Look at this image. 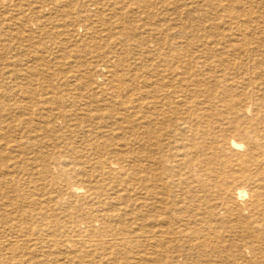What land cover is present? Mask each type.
Here are the masks:
<instances>
[{
    "label": "bare ground",
    "instance_id": "bare-ground-1",
    "mask_svg": "<svg viewBox=\"0 0 264 264\" xmlns=\"http://www.w3.org/2000/svg\"><path fill=\"white\" fill-rule=\"evenodd\" d=\"M241 2L112 0L84 10L78 0H52L50 9L34 6L37 15L20 20L15 38L44 46L52 41L47 24L81 23L85 37L76 36L71 51L79 54L101 46V29L88 21L95 11L113 28L119 53L97 55L95 77L89 65H75L69 92L54 83L41 103L33 102V87L51 78L26 64L21 99L1 105L0 264H52L56 254L65 258L57 264H264V49L246 43L241 17L252 12ZM54 10L74 16L57 26ZM217 13L235 24L242 46H208L212 35L204 32V43H169L175 33L205 31ZM183 15L187 21L177 23ZM219 22L210 23L211 34ZM48 48L50 56L56 46ZM123 54L131 55L127 65ZM35 59L50 73L48 58ZM77 89L81 97L71 95ZM28 131L42 137L32 152L44 159L28 163L38 175L23 185L13 174L25 169L21 161L4 154L8 147L23 152L26 143L15 134ZM118 133L125 148L114 150ZM49 148L52 157L44 154Z\"/></svg>",
    "mask_w": 264,
    "mask_h": 264
},
{
    "label": "rangeland",
    "instance_id": "rangeland-1",
    "mask_svg": "<svg viewBox=\"0 0 264 264\" xmlns=\"http://www.w3.org/2000/svg\"><path fill=\"white\" fill-rule=\"evenodd\" d=\"M51 1L52 0H16L9 7L5 6L6 7L5 8V7L0 6V16H1L0 17V80L3 81V82L0 81L1 82L0 83V86H1L0 87V90H1L0 91V94H1L0 95V102H1V104H0V110L2 109V107H1L2 104H5L6 103L5 105H12L14 103V100H20L21 99V96H19V94H20L19 93V91H20L19 89H20V87H24V86H27L28 85V82H26V80H22L21 79V78H23V74H22V71L21 70H23V69L26 68V64H29L31 68H36L38 70V72H37L38 73V77L51 78V80H52L51 81L49 79L47 81H44L43 88H41L39 90H35L36 88L33 87V90H34L35 94H34V97H32V100H33L34 103H36L37 101L40 102V101L44 100V98L49 95L48 94L49 92H53V90L55 89L53 87L54 83L55 84H59L61 86L62 92L68 93L69 92V89H70L68 85L71 84L70 81H69V78H70V75H71L70 73L72 72V68H74L75 65L76 66H80V67H82L84 69L86 68L87 65H89V74L91 76L95 77L96 72L94 70V67L97 65V63H96L98 61V58H97L98 56L97 55H100L102 53V54H104L106 60H108V57H111L113 55H116L117 56V54L119 53L118 50L116 49L115 45L114 44H111L112 43L111 41L113 39V36L111 37V31L113 30V28L110 27V26H108L107 22H105L107 20L106 18H103V17L100 18L101 16L98 17L95 11H92L91 12V15L89 17L92 21H90V19L88 21L89 22H92V25H94L93 27L95 29H101V31H102L101 32V36H100V38H101V40H100L101 41L100 42L101 43L100 48H91V49H88L87 48V51L83 48L84 51H79V54L78 53L71 52L72 49H75L76 48L75 45H73V42H74L73 40L76 38V36L77 37H80V38L81 37H85V35H83L84 33H82V31L85 32V29L82 27V24L79 23V22L76 24L75 27H73L74 30H73L72 27H69V24H68V26H61V29H59V28L56 29L52 25L47 24V28H46L45 31H51V32H49V34L51 36L52 41L51 40H50L51 42L46 41L45 46L42 45V42H44L45 40H43L42 42L34 43V45H32L29 42L28 43H23V42L17 40L15 38V36L19 32V30H20V27H19L20 20L23 17H27V16H30V15H33V14L34 15H37L36 13L38 11H36V9H35L34 6L39 7V6L44 5V6H46V9H50V7L53 6V4H51ZM78 1H79V5H81L82 9L87 10V9H94L99 4H101V3L102 4H105V3L109 2V1H112V0H78ZM166 1H168V0H166ZM244 2H246V0H243V2H241V4L243 6L249 4V5H247V7L250 6L251 9L249 7L248 8L252 12L250 15H248L246 17L245 16L241 17V19L244 18V20L242 22H244L245 25H247L248 30L250 32V33H248V37H247V40H246L247 42L246 43H248V46H249L250 49H253V48H256V47L257 48L259 47L261 49L262 48L264 49V26H263V24H264V18L261 17L260 1L259 0H254V1L253 0H247V2H246L247 4L246 3L244 4ZM250 2H251V4H250ZM156 8H158V7H155L154 8V11H156ZM258 9H260V10H258ZM103 12L104 13H109L110 10H108V9L101 10V13L102 14H103ZM218 14L219 13L212 15V16H214V19L213 20L210 19L211 21H207L209 23H204L205 25L203 24V28L202 29H204L205 31L201 30V31H199L198 34H195L193 32H190V33L188 32L187 33V32L181 31L179 33L173 34V36L170 37L169 43H171V42H174V43L177 42V43H179L178 41H180L181 44H182V43H184V41H186V42L189 41L188 39H190V41H192V42H199V41L201 42V40L198 39V38H201L202 39V43H204L205 42L204 41V37H201V35H203L202 32H204V34L210 33L209 35H212L210 37V41L208 43V46H230V45L231 46H242V45L239 44L240 42H242V37L239 34H237L238 33V28L237 27H233V25L235 26V24L232 25L231 24V21H230V19H228V17L227 18H224V21H223V19H221L222 18L221 15H220L221 18H217V17H219ZM254 14H255V16H254ZM50 16L57 20L55 22L57 23V26H59V25H63V24L62 23L61 24H58V21H60L61 19H64L67 22H69V20L72 19L73 18L72 16H74V15L72 13H70L68 16H64V15L61 14V11L54 10L53 13ZM144 16H146V15H144ZM195 18L197 20L200 17L196 16ZM35 19H38V18H35ZM42 20L45 21V18L44 17L43 18L41 17L40 21H42ZM190 20L191 19H189V22H190ZM1 21H2V23H1ZM130 21L135 22L133 20H130ZM184 21H187V17H184V15H183L182 18L181 17L178 18V20L176 22L177 23H181V22L183 23ZM213 21H217V22H219V21L222 22L223 21L224 23L222 22L223 23L222 24L221 22H219L222 25L219 24V29L216 30V32H214L213 34H211L212 32H210V29L211 28L209 29V26H210V23L213 24L212 23ZM191 22H193V20H191ZM189 24H191V23H189ZM31 26H32V28L34 30H36V31L39 30V27L36 28V24H34V21H32ZM204 26H207V27H204ZM221 26H222V28H221ZM223 26H225V28ZM228 26H230L232 28H230ZM262 27H263V29H261ZM108 28H112V29H108ZM256 28H258V29H256ZM66 29H71L72 31H69V32L68 31H62V30H66ZM252 29H255V30H252ZM220 30H221V32H224V33L219 34L220 33ZM115 31H117V29H115ZM188 31H190V30H188ZM75 32H77V33H75ZM191 33H193L194 35L191 34ZM13 34H15V36ZM214 34H216V35H214ZM191 36H193V37H191ZM235 36L239 37V39L237 37H235ZM232 39H237L238 42L237 41L236 42L234 41L233 44H232V42H231ZM230 42H231V44H230ZM185 44H182V45H185ZM253 45H254V47H253ZM54 46H56V48L53 49V52H52V54H50V56H48L49 53L46 52V49H42V47H49V48H51V47H54ZM195 46H198V43ZM49 48H48V50H49ZM80 49L82 50V47ZM92 49H95V51H92ZM37 52H39V54ZM54 53H56L57 56ZM62 53H64V54H62ZM36 54L39 55V56H43L45 58H48L47 59L48 60V65L47 66H49L50 73L47 72L48 68L46 69V66H43V65L42 66H39L35 62V60H36L35 59V55ZM122 57L125 59L124 64L127 65L130 62L131 55H129V54H123ZM58 58H60V59H58ZM73 59H75V60H73ZM70 60H73V61L70 62ZM78 60H79V62L78 63H75ZM66 63H67V65H66ZM64 66H65V68H64ZM90 67H93V68L90 69ZM54 70H55L56 73L54 72V74H52ZM17 73H19V74H17ZM9 76H12L13 77V79H12L13 81L11 80L12 77L10 79H8ZM14 77H16V80L17 81L15 80ZM4 78H6L8 81L6 79L3 80ZM58 79H60V80L57 81ZM65 79H67V80L65 82H62ZM15 86H16V88H15ZM3 87H4V89H3ZM30 88H32V87H30ZM5 91H7V92H5ZM73 91L75 93V94L74 93L71 94V95H73V97H75L76 95L81 97L83 95V92H81L82 90L77 89V90H73ZM8 93H13V95L12 96H9V95H7ZM2 94H4L5 96H3ZM57 95H62V94L60 93V91H57ZM11 97H13V98H11ZM16 118H18V117H15L14 119H16ZM10 120H8V121H10ZM224 125L226 126V124H224ZM27 133H24L23 134L22 132H20V134L19 133L18 134H15V136L19 138L18 140H21L20 141L21 143H23L24 145L26 143V146L23 145L24 148H25L23 152H21L20 150H14L11 147H8L7 148V152L6 153L4 151L5 157L7 156V159H9L10 162L13 159L14 160L17 159V160L21 161L19 163L20 165L19 164L18 165L21 166V167L23 166L25 168V169H22L23 172L21 171L20 172L21 174L20 173L13 172V174L15 173V175L18 174L19 177H22L21 178L22 180L21 179L20 180H21V183L23 185H24L23 182L26 179H28V180L30 179L29 177L31 176V174H33L35 176V178L38 175L37 173H33V172H38V171H36L37 170V167H36L35 170H32L30 168L31 165L35 163L34 166H36L37 162H40V161H42V159H44L43 157L40 158L39 155L36 156L35 153L32 152L33 151L32 149L35 148L34 147L35 144H37L36 142H39V138H42V137H40V134H37V133H32V132H29V131ZM118 134L115 135V137L117 136V139H116V142H114V145L113 146H110L109 145V147L110 148L112 147L114 150H119V149H124L125 148L123 146L124 140L122 139V141H121V137L123 135L122 134H119V136H118ZM22 135L24 136L23 139L21 138ZM8 140L9 139H4V140H1V142L3 144H7V143L10 142ZM61 140H63V141H61ZM61 140H60L61 144L62 145L65 144V146H66L67 143H65V142H68L66 140V138H62ZM120 142L123 143V144L121 145ZM119 144L121 146H119ZM43 147H44V145H43ZM44 149L45 148H43V150ZM50 149H52V150H50ZM54 150H55L54 148H49V152L46 151L44 154L47 157H52ZM29 154H31L32 156L29 155ZM17 155H23V159H21ZM29 160H32V161H29ZM32 162H34V163H32ZM28 163L31 164V165H29ZM92 170L89 169L87 172H90V171L92 172ZM26 176H28V177H26ZM3 177H9V176H3ZM37 192L39 193V191H35V193H37ZM38 193L35 194V197L39 196ZM56 255L58 257H56V258H54V257L52 258L51 257V260H53V261H51L49 263L55 264L56 263L55 260L57 261V259L60 260L59 262H63V260H65V258L63 259V257H64L63 255L64 254L63 255L56 254ZM42 257H43V254H40L39 255L37 253V260L36 261H38V260L40 262L42 260L44 261V257L43 258ZM28 262L30 263L29 259H28ZM99 263L100 262H97V264H99ZM83 264H89V261L88 260H85ZM103 264H108V263L107 262H104Z\"/></svg>",
    "mask_w": 264,
    "mask_h": 264
}]
</instances>
